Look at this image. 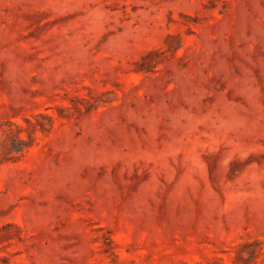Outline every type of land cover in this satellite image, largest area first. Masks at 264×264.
Returning a JSON list of instances; mask_svg holds the SVG:
<instances>
[{
    "label": "rangeland",
    "instance_id": "1",
    "mask_svg": "<svg viewBox=\"0 0 264 264\" xmlns=\"http://www.w3.org/2000/svg\"><path fill=\"white\" fill-rule=\"evenodd\" d=\"M0 264H264V0H0Z\"/></svg>",
    "mask_w": 264,
    "mask_h": 264
},
{
    "label": "trees",
    "instance_id": "2",
    "mask_svg": "<svg viewBox=\"0 0 264 264\" xmlns=\"http://www.w3.org/2000/svg\"><path fill=\"white\" fill-rule=\"evenodd\" d=\"M28 146H30V145H28Z\"/></svg>",
    "mask_w": 264,
    "mask_h": 264
}]
</instances>
